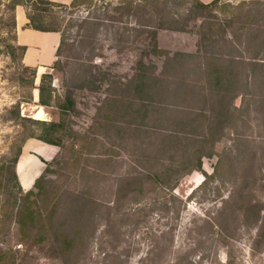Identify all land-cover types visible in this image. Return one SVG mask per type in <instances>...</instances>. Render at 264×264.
<instances>
[{
  "label": "rangeland",
  "instance_id": "rangeland-1",
  "mask_svg": "<svg viewBox=\"0 0 264 264\" xmlns=\"http://www.w3.org/2000/svg\"><path fill=\"white\" fill-rule=\"evenodd\" d=\"M10 2L0 0V264H264V0H81L56 13L35 5L31 14L60 26L65 43L45 80L54 107L41 116L62 125L51 136L61 147L31 194L42 170L36 154L49 158L51 149L27 140L43 127H24L11 113L21 106L36 119L41 108L15 49ZM206 54L220 56L213 75H244L236 87L251 97L241 99V136L154 130L195 127L190 116L175 126L170 112L222 101L213 83L203 85ZM139 85L153 98L144 126ZM112 94L131 100L111 113L101 104ZM164 99L178 110L159 107ZM201 164L206 178L195 172Z\"/></svg>",
  "mask_w": 264,
  "mask_h": 264
},
{
  "label": "crops",
  "instance_id": "crops-1",
  "mask_svg": "<svg viewBox=\"0 0 264 264\" xmlns=\"http://www.w3.org/2000/svg\"><path fill=\"white\" fill-rule=\"evenodd\" d=\"M52 3L60 4V5H66L70 6L74 0H49ZM205 5H209L215 0H200ZM15 19H16V39L15 43L18 46L26 47V52L24 53V56L22 58V64L26 67L35 68L37 72V78L39 80L44 74H52L53 67L55 63L58 61V49L61 45L62 36L60 33L57 32H40L32 29H27V24L29 23V20L26 15V11L23 7H17L15 11ZM233 45H236L235 42H233ZM208 58L207 60L216 56V59H218V55H211L206 54ZM223 58H232L236 61H243L245 63H253L255 65L256 60H250L249 57H231V56H223ZM205 61L202 63L201 66V74L202 79L204 80L202 82H205L203 85L205 86L209 82L213 83L214 87V81H210L206 79L209 76V72L212 70L211 67H205L204 65ZM246 64H244V67ZM251 72V70H249ZM250 72H246L245 76H251ZM236 73V72H235ZM239 74V73H236ZM233 76L235 74L233 73ZM206 77V78H205ZM37 80V79H36ZM213 80V79H212ZM249 88H251V81H249ZM209 89L206 90V94H208ZM242 91L240 89H237L228 93L224 101H221L219 98L222 95H218L216 93V90L214 91L216 99H219L218 104H214L212 102L205 103V100L202 103V106L200 108L195 109H185L184 111H189L187 114H182V112L174 111V113L171 111L170 114L177 117L176 118V124L175 126L180 125L178 120L179 118H183L185 116L194 117L193 119L198 120L195 124V127L191 126L193 124L192 122L190 124H183L184 129L179 130L177 127L174 128V133L171 132H164L169 133L170 136H241L239 134V113L240 110H242L244 103L241 101L242 98H249L251 97L250 92L248 93H241ZM232 93V94H231ZM229 94H231L232 97H228ZM228 100V101H227ZM218 101V100H217ZM227 101V102H226ZM229 102V106H228ZM225 103L227 108H223L221 104ZM41 108V107H40ZM171 109L178 110V107L170 106ZM220 108V109H219ZM43 109V108H41ZM181 109V108H180ZM42 113V117L44 114ZM37 113V114H38ZM169 114V115H170ZM230 118L231 121H228ZM192 119V120H193ZM40 121H43V118L40 119ZM48 122V121H45ZM169 129L172 127H168ZM214 129V130H213ZM216 133V135H215ZM221 134V135H220ZM34 140V139H31ZM37 146V145H35ZM47 146L51 149V156L49 158H45L43 156H40L39 154L35 155V151L32 150V154L34 157H36L42 166L41 167V175H43L46 164L43 163V161L50 163L56 159V157L59 154V148L55 146L48 145ZM39 147V146H38ZM43 160V161H42ZM35 183V182H34ZM33 187V186H32Z\"/></svg>",
  "mask_w": 264,
  "mask_h": 264
},
{
  "label": "trees",
  "instance_id": "trees-1",
  "mask_svg": "<svg viewBox=\"0 0 264 264\" xmlns=\"http://www.w3.org/2000/svg\"><path fill=\"white\" fill-rule=\"evenodd\" d=\"M155 1H159V0H155ZM219 0H215L214 2H212L211 4L209 5H205L204 3H202L200 0H197L198 3H200L202 6L204 7H209V6H212L213 4H215L216 2H218ZM81 4V0H74V2L70 5V6H66V5H60V4H55V3H52L50 2L49 0H26L25 2H22L20 0H12V2H10L6 8L8 11H11V12H15L16 11V8L17 7H23L25 10H26V15H27V18L29 20V23L27 24V29H32V30H36V31H40V32H57V33H60L61 36H62V41H61V45L58 49V61L55 63L54 67H53V70L55 71V66L59 63L60 61V58H61V51H62V47L64 46V43H65V33L64 31L61 29V27H57V26H47V24H45V21L47 20V18L45 16H41V15H32L31 14V9L37 5V7H42V13H56V10L59 9V10H64V11H67L69 9H76L80 6ZM16 18V17H15ZM149 28H153V27H150V26H147ZM164 30V31H173L172 29L173 28H170V27H165V26H161L159 27L158 30ZM15 39H16V19H15V25H14V42H15ZM16 45V43H15ZM16 48L15 49H18L21 51V62H22V58L24 56V53L26 52V47H21V46H18L16 45L15 46ZM215 60V58H210L207 60V63L205 61L204 65L205 67H211V71L209 72V74L207 73L208 76L212 77L213 81H214V87H215V90H216V93H217V96L218 95H222L221 93L224 94V96L222 95L221 98H222V101H224V98L225 96L232 92V91H237V85H241V83H243L244 85L246 84L245 80H244V75H241V72H239V74H235V76H226L224 73L222 72H216L217 74L216 75H213V67H212V61ZM209 63L211 64V66H209ZM23 65V64H22ZM202 66V64H201ZM24 70L25 71H29L30 72V79H29V86L30 88L32 89V91L34 90H38L39 91V105L41 108H49V107H54L52 106L51 104V101L50 99H47L45 97V91L46 90H52V92H54V87L53 85L51 87L49 86H46L45 84V80L46 78L50 77L51 74H44L41 78V81H40V85L37 87L35 85V81H36V76H37V72H36V69L35 68H31V67H26L24 66ZM243 76V79L241 80ZM183 82H186V81H179L177 82V85H183ZM170 84V83H169ZM229 85V87H226V85ZM139 85L138 87H136V90L135 92L137 93L136 94V98H134V100L136 102L139 103V107L137 109L138 113L141 114V118H142V123H141V126H144V121L145 119L149 116V109H148V105H150L151 103H153V98L149 97L147 94L145 95L142 90H143V86ZM185 87L188 88L187 84L184 85ZM182 86V87H183ZM241 90V89H240ZM113 96L111 98H108V99H105L106 103H102L101 106H106V107H109L110 108V112H116L117 110H119L123 104L127 103V101L131 100V97L129 95H116V94H112ZM157 105L159 107H169L167 106L168 103L164 100H160L159 102H157ZM128 108V107H126ZM58 109H61V110H66L64 107H58ZM11 113L12 115H15V117L20 121L22 122V125L24 127H28V126H31L32 128H36L38 126L40 127H43L45 129V132L42 134V135H36L34 133H30L27 138V140L29 139H36V140H39L45 144H48V145H51V146H55V147H61V141L58 140V139H53L51 136H54L55 135V132L57 129L61 128L62 125L58 124V123H54V122H45V121H40V120H36V119H33L32 117L30 116H25L24 114H22V111H21V106H15L11 109ZM130 112H126L125 114L122 115V118H120V120L117 122L118 124H122V121L123 119L125 118V116H128ZM115 117H112V119H106L107 122H112L113 123H116V116H118L117 114L114 115ZM154 130H159V131H162V132H171V133H174L175 131H173L174 129L172 128H165L163 126L161 127H157V128H154ZM122 130L121 129H118L117 132H121ZM26 140V141H27ZM25 144V143H24ZM23 144V145H24ZM23 145H22V148L20 149L19 153H18V157L16 158V161H15V167H14V176H15V179L17 180L18 184L20 185L19 183V178L17 176V172H16V167L18 166V164L20 163V158H21V155L23 153ZM215 156V154H212ZM55 161V160H54ZM45 164H46V169H45V173L48 172V169L50 167V164H48L47 162L43 161ZM200 172H197L195 171L196 173H199V174H204L205 178L208 177L205 173L206 170H205V166L203 164L200 165ZM205 171V172H204ZM194 172V173H195ZM42 175L37 178L33 183V187L28 191V194H31L30 191H32L34 188L38 187V183L39 181L42 179ZM206 181H204L205 183ZM203 183V184H204ZM20 224L23 223L22 220L19 221Z\"/></svg>",
  "mask_w": 264,
  "mask_h": 264
},
{
  "label": "bare ground",
  "instance_id": "bare-ground-1",
  "mask_svg": "<svg viewBox=\"0 0 264 264\" xmlns=\"http://www.w3.org/2000/svg\"><path fill=\"white\" fill-rule=\"evenodd\" d=\"M43 111H44V108L41 109V112H43ZM41 115H42V113H41V114L38 113L37 116H36V119H37V120H40V118H42Z\"/></svg>",
  "mask_w": 264,
  "mask_h": 264
},
{
  "label": "water",
  "instance_id": "water-1",
  "mask_svg": "<svg viewBox=\"0 0 264 264\" xmlns=\"http://www.w3.org/2000/svg\"><path fill=\"white\" fill-rule=\"evenodd\" d=\"M35 85H37L36 82H35ZM16 171H17V167H16Z\"/></svg>",
  "mask_w": 264,
  "mask_h": 264
}]
</instances>
